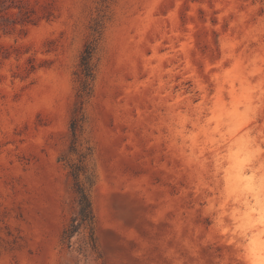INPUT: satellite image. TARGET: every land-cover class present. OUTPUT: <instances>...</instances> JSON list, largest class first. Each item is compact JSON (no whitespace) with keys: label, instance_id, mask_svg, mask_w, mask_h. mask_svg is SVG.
I'll use <instances>...</instances> for the list:
<instances>
[{"label":"rangeland","instance_id":"rangeland-1","mask_svg":"<svg viewBox=\"0 0 264 264\" xmlns=\"http://www.w3.org/2000/svg\"><path fill=\"white\" fill-rule=\"evenodd\" d=\"M0 264H264V0H0Z\"/></svg>","mask_w":264,"mask_h":264},{"label":"trees","instance_id":"trees-1","mask_svg":"<svg viewBox=\"0 0 264 264\" xmlns=\"http://www.w3.org/2000/svg\"><path fill=\"white\" fill-rule=\"evenodd\" d=\"M94 45L91 43L87 46L83 59H82V68L85 80L82 84V92L88 90L89 83L88 79L92 76V64L91 60L94 54ZM81 119H75L73 122V131L76 134L77 130L80 128ZM86 155H82V159L79 163L74 164L71 166V175L74 178L76 192L79 197V205H80V217H81V224L92 222L93 220V213H92V206L90 201V195L88 193V186L92 184V176L88 174L84 161ZM75 229V228H74ZM72 230L70 233L72 234L75 230ZM77 229V228H76Z\"/></svg>","mask_w":264,"mask_h":264}]
</instances>
